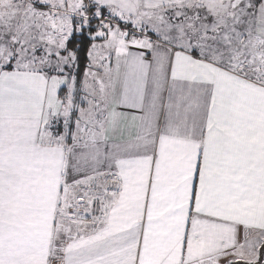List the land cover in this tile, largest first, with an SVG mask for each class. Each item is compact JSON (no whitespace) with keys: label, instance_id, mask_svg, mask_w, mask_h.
<instances>
[{"label":"snow or ice","instance_id":"1","mask_svg":"<svg viewBox=\"0 0 264 264\" xmlns=\"http://www.w3.org/2000/svg\"><path fill=\"white\" fill-rule=\"evenodd\" d=\"M0 264H264V0H0Z\"/></svg>","mask_w":264,"mask_h":264}]
</instances>
